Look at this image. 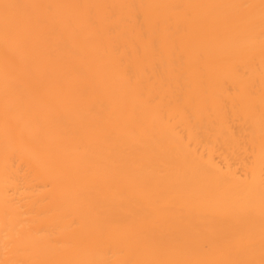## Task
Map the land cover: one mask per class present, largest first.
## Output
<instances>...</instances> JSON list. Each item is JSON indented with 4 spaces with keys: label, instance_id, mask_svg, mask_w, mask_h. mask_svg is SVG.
Segmentation results:
<instances>
[{
    "label": "bare ground",
    "instance_id": "6f19581e",
    "mask_svg": "<svg viewBox=\"0 0 264 264\" xmlns=\"http://www.w3.org/2000/svg\"><path fill=\"white\" fill-rule=\"evenodd\" d=\"M0 264H264V0H0Z\"/></svg>",
    "mask_w": 264,
    "mask_h": 264
}]
</instances>
